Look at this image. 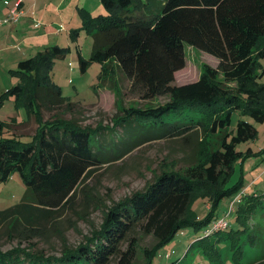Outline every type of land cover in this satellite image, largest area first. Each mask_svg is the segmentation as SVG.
I'll list each match as a JSON object with an SVG mask.
<instances>
[{
    "label": "trees",
    "instance_id": "1",
    "mask_svg": "<svg viewBox=\"0 0 264 264\" xmlns=\"http://www.w3.org/2000/svg\"><path fill=\"white\" fill-rule=\"evenodd\" d=\"M100 2L104 13L93 15L84 7L79 9L92 37L89 58L77 52L80 70L98 61L100 83L110 70L119 68L132 93L143 99L167 96L157 105L123 108L120 122L134 125L144 137L189 141L190 135L204 131L217 135L218 144L204 160L165 168L144 191L115 203L100 227L74 249L65 244L63 253L54 256L15 247L0 251V264H134L138 256L135 234L139 232L155 238V244L142 251L143 264H155L158 248L178 229L188 225L198 230L207 224L205 236L189 249L195 248L211 264H225L222 249L230 245V262L242 264L241 245L252 242L255 235L240 215L250 213L261 195H240L234 210L240 228L224 231L229 220L222 229L213 230L212 224L225 216L215 215L219 201L243 188L240 181L227 186L234 162L251 153V147L242 151L237 145L252 141L257 134L256 127L245 119L231 128V114L239 111L254 121L264 120V83L257 81L259 61L264 59V0ZM78 29L72 32L78 34ZM184 43L211 54L217 64L204 63L196 80L175 84V72L186 63ZM63 49L51 45L19 60L18 70L10 72L21 81L0 96V102L13 96L15 107L26 109V116L37 120L29 140L0 136V183L18 171L26 185L18 203L0 210V227L9 235L17 230L23 238L45 236L64 210L76 211L79 185L102 161L100 144L93 137L97 131L78 126L72 118L43 120L44 110L72 112L79 105L65 98L50 80L53 59L63 58ZM3 127L0 122V134ZM199 197L209 202L202 218L191 208ZM243 199H247L244 205ZM89 204L87 199L84 208ZM85 216L83 212L81 217ZM246 264H264V251Z\"/></svg>",
    "mask_w": 264,
    "mask_h": 264
},
{
    "label": "rangeland",
    "instance_id": "2",
    "mask_svg": "<svg viewBox=\"0 0 264 264\" xmlns=\"http://www.w3.org/2000/svg\"><path fill=\"white\" fill-rule=\"evenodd\" d=\"M61 1L52 0L53 12L44 11L46 16H50L49 13L58 14L56 19L61 17L65 20L69 17L73 18L72 24H68L55 32L52 42L47 44L48 46L58 45L64 48L63 51L65 52L63 58L55 57L53 59L49 72L50 80L60 87L61 94L65 98L79 102V105L72 112L62 111L58 113L43 109L41 114L43 120H51L53 117L72 118L77 121L78 126L90 127L97 131L93 137L100 144L102 161L91 169L79 185L76 211L64 210L55 220L54 228L49 227L45 236L23 238L17 234V230L12 231L9 235L5 227H0V251L2 252L19 247L29 252L60 256L65 244L71 247L70 249H74L84 242L86 236H90L92 231L100 227L108 209L115 203L135 192L144 191L153 182L155 176L165 168L184 167L189 163L204 160L219 141L217 135L212 136L204 131L190 135L189 141H185L182 137L165 138L155 137V135L144 137L134 125L120 122L122 120L119 118L122 116L123 108L157 105L165 102L167 96L143 99L138 94L132 93L129 90L128 80L119 68L110 70L103 82L100 83L101 63L98 61H92L84 71H81L76 50L84 59H88L92 50V37L83 26L79 9L83 7L81 6L82 3L89 4L91 9H95L93 4L95 0H64L62 7L57 8ZM76 3H79L80 6L77 7ZM93 13L99 12L94 10ZM56 19L55 21H58ZM17 22L5 23L4 25L16 24ZM75 28H79L78 34L72 32ZM26 46L31 47L28 38L26 39L25 36L23 39L19 38L18 34V50L20 47ZM184 51L186 63L183 68L175 72V84H184L196 80L204 63L211 66L217 64V59L214 56L188 43H184ZM36 53L34 51L32 56ZM10 61L4 53L2 56L0 55V93L14 83L21 81L18 75H15V78L11 77L10 69L16 70L17 68ZM259 63L261 70L257 81L264 83V59H261ZM13 104L14 101L11 98L5 101L3 108H0V118L8 115L9 120L10 115H14L16 120L27 121H24L20 126L11 123L6 132L8 135L29 140L37 127L36 117L32 116L26 119V109L15 110ZM239 119L251 122L256 127L257 134L252 141L241 142L237 145V149L242 151L251 147V153L244 154V157L234 162L233 172L227 180V186L240 181L245 189L242 190V188L237 190V193L232 192L222 198L216 206L215 215L217 217L225 214L230 216V225L224 231H228L232 226L233 228H240V223L235 218L234 212L238 203L236 196L252 192L258 196L261 195V202L257 201L254 209L250 211L251 214L243 212L240 215L250 233L255 235L252 242L243 241L241 245L242 264H246L264 251V153L262 152L264 149V120L261 122L254 121L239 111H234L231 114V128H235ZM25 192L26 185L20 173L18 171L11 173L5 182L0 183V210L18 203ZM87 199L90 200V204L84 208ZM232 200L235 201L234 209L230 210ZM245 200H242V205L246 203ZM206 202L208 199L202 197L192 201L191 208L198 218L206 215ZM83 212H86V218L81 217ZM209 225L200 227L198 230H194L192 226L188 225L178 229L169 242L158 248L153 257L154 263L211 264L195 248L189 249L193 242L205 236V229ZM135 235L138 239V256L134 264H143L145 259L142 251L145 248H151L155 244V238L141 232ZM222 251L225 264H233L229 260L230 245L224 247Z\"/></svg>",
    "mask_w": 264,
    "mask_h": 264
},
{
    "label": "crops",
    "instance_id": "3",
    "mask_svg": "<svg viewBox=\"0 0 264 264\" xmlns=\"http://www.w3.org/2000/svg\"><path fill=\"white\" fill-rule=\"evenodd\" d=\"M14 2L15 0H0V18L4 17L8 13L10 7L13 6ZM63 3L64 0L61 1L60 6L58 7L56 6V7L57 8L62 7ZM83 4L84 3H82L81 6H83L93 15L97 14V13H93L94 10H97L99 13L105 12L100 0L97 1L95 0V2L93 3L95 5V9H91L89 4L87 5L84 4L85 6ZM75 5L77 7L80 6L79 3H76ZM21 7L23 8L24 13L16 24H11V25L0 24V55L2 56L4 53L5 56L9 59V61L11 60L10 63L13 62L15 68H17V63L19 60L27 58V56L30 57L32 56L34 51L38 52L44 49L45 47H47L48 46L47 44L52 42L51 40H53V35L55 34V32H57L64 26H67L68 24H72L71 22L73 20L72 17H69L67 20H65V18L63 17H61L60 19H56L55 17H57L58 14L54 15L53 13H49L50 16H46V14H44V11L49 10L53 12L52 0H41V2H39V0H22ZM54 18L58 21H55ZM31 30L34 32H32ZM18 34H19V38L23 39L24 36L26 39L28 38L29 46L31 47H27V46L23 48L20 47L19 48L20 50H18L17 47ZM20 34H22L23 36H21ZM41 44H43L42 48H40ZM36 47L37 48L39 47L40 49L35 50L34 48ZM17 50H18V54H17ZM76 51L79 52L78 50ZM11 77L15 78V76L13 75ZM4 91L0 93V96ZM10 98L13 99L14 101L13 96L9 97L8 99H4V101L0 102V108H3L5 101L9 100ZM13 106L14 109L17 110L15 104H13ZM10 116L11 117L9 118V120L7 118L8 115L4 118H0V122L5 124V127H3L0 136H4V137L12 136V135H8L7 134L8 132H6L8 125L10 123L15 122L16 124L17 123L22 124L24 121H27V120H16L14 115H10ZM29 118L30 117L26 116V119ZM244 189L245 187L242 190ZM205 208L206 210H208L209 202H206Z\"/></svg>",
    "mask_w": 264,
    "mask_h": 264
},
{
    "label": "built area",
    "instance_id": "4",
    "mask_svg": "<svg viewBox=\"0 0 264 264\" xmlns=\"http://www.w3.org/2000/svg\"><path fill=\"white\" fill-rule=\"evenodd\" d=\"M21 3H22V0H15L13 6L10 7L8 13L4 17L0 18V24L17 22L18 19L24 13L23 8L21 7ZM236 197H237L236 201L238 200L237 202H239L240 201V195L238 194ZM234 203H235L234 200H232L230 202V210L234 209ZM229 217L230 216L228 214H225L224 217L219 218L218 220L214 221L212 224V229L217 230V229L224 228L227 225Z\"/></svg>",
    "mask_w": 264,
    "mask_h": 264
}]
</instances>
